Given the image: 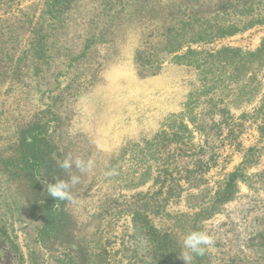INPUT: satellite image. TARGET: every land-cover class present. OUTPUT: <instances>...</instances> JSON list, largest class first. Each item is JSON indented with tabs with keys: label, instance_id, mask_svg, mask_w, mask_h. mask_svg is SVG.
Returning <instances> with one entry per match:
<instances>
[{
	"label": "rangeland",
	"instance_id": "374dc122",
	"mask_svg": "<svg viewBox=\"0 0 264 264\" xmlns=\"http://www.w3.org/2000/svg\"><path fill=\"white\" fill-rule=\"evenodd\" d=\"M193 230L189 264H264V0H0V264H185Z\"/></svg>",
	"mask_w": 264,
	"mask_h": 264
},
{
	"label": "clouds",
	"instance_id": "9594fccd",
	"mask_svg": "<svg viewBox=\"0 0 264 264\" xmlns=\"http://www.w3.org/2000/svg\"><path fill=\"white\" fill-rule=\"evenodd\" d=\"M75 166L81 172H89L92 169L93 163L91 160L84 161L80 159L72 160L71 158H65L62 163L58 165L61 169L68 171ZM71 185H75L80 182V178L77 176H71ZM63 179H57L55 183H48L47 191L48 194L55 200L59 202L71 201L73 196L71 193L70 183ZM213 244V238L203 231H190L186 234L183 240V246L187 250L182 260L185 264H189L191 260V253L196 255H204L206 248ZM47 259V257H45Z\"/></svg>",
	"mask_w": 264,
	"mask_h": 264
},
{
	"label": "trees",
	"instance_id": "16d2710c",
	"mask_svg": "<svg viewBox=\"0 0 264 264\" xmlns=\"http://www.w3.org/2000/svg\"><path fill=\"white\" fill-rule=\"evenodd\" d=\"M162 256H160L159 258H161ZM156 259L154 258V257H152V259L150 260V261H145V264H155V261ZM166 262V261H165ZM156 263H159V264H172V263H170V262H167V263H164V261H161L160 262V259H158V262H156Z\"/></svg>",
	"mask_w": 264,
	"mask_h": 264
}]
</instances>
